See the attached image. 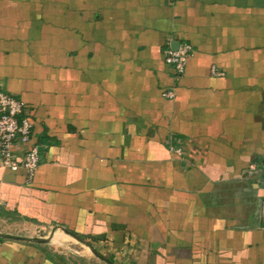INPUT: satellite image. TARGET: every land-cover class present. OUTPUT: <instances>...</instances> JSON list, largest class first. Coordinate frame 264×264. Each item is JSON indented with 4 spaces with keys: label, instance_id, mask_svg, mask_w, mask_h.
Masks as SVG:
<instances>
[{
    "label": "crops",
    "instance_id": "0c3cea01",
    "mask_svg": "<svg viewBox=\"0 0 264 264\" xmlns=\"http://www.w3.org/2000/svg\"><path fill=\"white\" fill-rule=\"evenodd\" d=\"M0 93L40 151L32 179L0 158L6 231L62 225L115 264H264V0H0ZM0 264L105 263L57 231L2 238Z\"/></svg>",
    "mask_w": 264,
    "mask_h": 264
},
{
    "label": "built area",
    "instance_id": "2783aa9c",
    "mask_svg": "<svg viewBox=\"0 0 264 264\" xmlns=\"http://www.w3.org/2000/svg\"><path fill=\"white\" fill-rule=\"evenodd\" d=\"M173 4L177 0H167ZM193 53V47L188 44H180L177 48L169 46L164 51L165 61L171 65L177 77H181L186 70L189 56ZM214 73H218L213 69ZM220 74V73H218ZM166 95L173 96L172 93ZM33 123L24 115V104L14 95L0 93V158L4 166L8 168L25 169L29 179H32L40 165V151L32 142ZM24 145L25 155L19 158L15 151L18 145Z\"/></svg>",
    "mask_w": 264,
    "mask_h": 264
},
{
    "label": "water",
    "instance_id": "95a60500",
    "mask_svg": "<svg viewBox=\"0 0 264 264\" xmlns=\"http://www.w3.org/2000/svg\"><path fill=\"white\" fill-rule=\"evenodd\" d=\"M179 44L180 43L177 42L174 47L177 48ZM57 231H62L64 234L68 235L73 241L80 244L88 251H90L95 257L103 261L105 264H115L108 255L102 253L90 240L80 236L79 234L75 233L74 231L62 225H56L51 227L47 231L45 236H26V235L0 232V238L13 239L17 241L35 243V244H45V243H50L53 240Z\"/></svg>",
    "mask_w": 264,
    "mask_h": 264
},
{
    "label": "rangeland",
    "instance_id": "374dc122",
    "mask_svg": "<svg viewBox=\"0 0 264 264\" xmlns=\"http://www.w3.org/2000/svg\"><path fill=\"white\" fill-rule=\"evenodd\" d=\"M3 221H1L0 223H2ZM0 232H5V233H12V234H18L17 232H8L5 229H3L2 227H0ZM27 233V232H26ZM23 235V234H22ZM24 235H27L24 233ZM4 239V238H3ZM5 240H9V241H17V240H13V239H5Z\"/></svg>",
    "mask_w": 264,
    "mask_h": 264
},
{
    "label": "trees",
    "instance_id": "16d2710c",
    "mask_svg": "<svg viewBox=\"0 0 264 264\" xmlns=\"http://www.w3.org/2000/svg\"><path fill=\"white\" fill-rule=\"evenodd\" d=\"M0 240H2V238H0Z\"/></svg>",
    "mask_w": 264,
    "mask_h": 264
}]
</instances>
